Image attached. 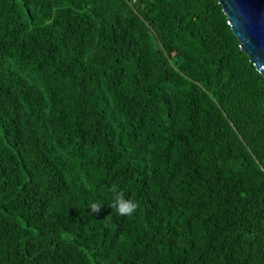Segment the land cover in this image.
Returning <instances> with one entry per match:
<instances>
[{
	"label": "trees",
	"instance_id": "trees-1",
	"mask_svg": "<svg viewBox=\"0 0 264 264\" xmlns=\"http://www.w3.org/2000/svg\"><path fill=\"white\" fill-rule=\"evenodd\" d=\"M0 264H264V77L219 0H0Z\"/></svg>",
	"mask_w": 264,
	"mask_h": 264
},
{
	"label": "water",
	"instance_id": "water-1",
	"mask_svg": "<svg viewBox=\"0 0 264 264\" xmlns=\"http://www.w3.org/2000/svg\"><path fill=\"white\" fill-rule=\"evenodd\" d=\"M242 50L264 77V0H219Z\"/></svg>",
	"mask_w": 264,
	"mask_h": 264
},
{
	"label": "clouds",
	"instance_id": "clouds-1",
	"mask_svg": "<svg viewBox=\"0 0 264 264\" xmlns=\"http://www.w3.org/2000/svg\"><path fill=\"white\" fill-rule=\"evenodd\" d=\"M102 207L103 205L96 201H90L89 203V208L91 209L92 214L98 213ZM138 207V202L132 199H127L123 190L116 187L112 188V203L110 208L115 210L117 214L121 216H131ZM108 218L109 216H107L104 220L107 221Z\"/></svg>",
	"mask_w": 264,
	"mask_h": 264
}]
</instances>
